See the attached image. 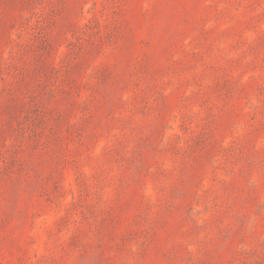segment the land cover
Returning a JSON list of instances; mask_svg holds the SVG:
<instances>
[{
  "label": "rangeland",
  "instance_id": "374dc122",
  "mask_svg": "<svg viewBox=\"0 0 264 264\" xmlns=\"http://www.w3.org/2000/svg\"><path fill=\"white\" fill-rule=\"evenodd\" d=\"M0 264H264V0H0Z\"/></svg>",
  "mask_w": 264,
  "mask_h": 264
}]
</instances>
